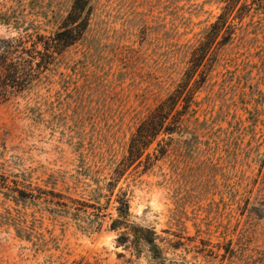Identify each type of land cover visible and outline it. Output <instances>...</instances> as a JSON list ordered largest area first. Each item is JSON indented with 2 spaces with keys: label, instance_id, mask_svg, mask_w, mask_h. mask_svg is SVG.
Listing matches in <instances>:
<instances>
[{
  "label": "rangeland",
  "instance_id": "rangeland-1",
  "mask_svg": "<svg viewBox=\"0 0 264 264\" xmlns=\"http://www.w3.org/2000/svg\"><path fill=\"white\" fill-rule=\"evenodd\" d=\"M246 1L191 67L224 0H90L82 36L0 102V264H264V0ZM71 4L0 0V36L50 34ZM170 99L172 130L129 158Z\"/></svg>",
  "mask_w": 264,
  "mask_h": 264
},
{
  "label": "trees",
  "instance_id": "trees-1",
  "mask_svg": "<svg viewBox=\"0 0 264 264\" xmlns=\"http://www.w3.org/2000/svg\"><path fill=\"white\" fill-rule=\"evenodd\" d=\"M225 6L217 20L213 22L205 33V41L195 47L191 59V67L200 65L205 48L212 46L219 33L224 30L221 41L230 39L231 12L241 2V7L248 8L246 0H224ZM90 0H72L71 7L60 25L50 34L40 32L26 33L15 36H0V102L6 101L14 95L25 91L34 81L40 79L56 62L63 50L77 41L88 24ZM175 100L161 102L156 105L151 114L136 128L128 148L129 158L144 150L164 127L167 132L172 130L173 122L165 123L167 107L176 105ZM116 207L119 218L113 219L111 227L116 228L128 214V201L117 199ZM132 228V227H131ZM132 230V229H131ZM135 241L143 239L153 251H157L154 243V232L141 226L133 227Z\"/></svg>",
  "mask_w": 264,
  "mask_h": 264
}]
</instances>
